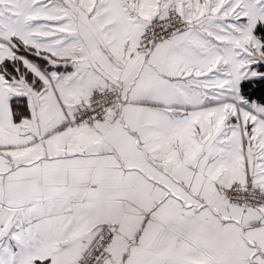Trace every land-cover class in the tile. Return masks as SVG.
Masks as SVG:
<instances>
[{
    "label": "snow or ice",
    "instance_id": "obj_1",
    "mask_svg": "<svg viewBox=\"0 0 264 264\" xmlns=\"http://www.w3.org/2000/svg\"><path fill=\"white\" fill-rule=\"evenodd\" d=\"M0 264H264V0H0Z\"/></svg>",
    "mask_w": 264,
    "mask_h": 264
}]
</instances>
